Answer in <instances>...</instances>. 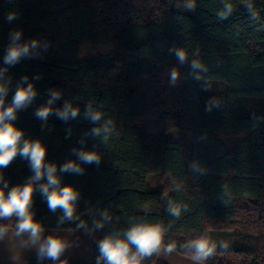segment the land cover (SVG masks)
<instances>
[{"label":"trees","instance_id":"16d2710c","mask_svg":"<svg viewBox=\"0 0 264 264\" xmlns=\"http://www.w3.org/2000/svg\"><path fill=\"white\" fill-rule=\"evenodd\" d=\"M135 1L0 0V82L11 80L5 103L23 77L37 90L13 123L25 139L46 146L61 186L79 192L74 218L61 223L62 211L50 212L35 191L34 219L42 228L95 236L90 263L32 258L30 264H106L99 241L122 236L133 223L162 226L161 247L174 244L190 258L183 245L210 237L215 251L203 264H264V0H144L140 7ZM14 31L21 32L19 43L35 39L38 46L6 66ZM87 42L106 50L84 57ZM53 90L61 93L53 109L70 102L80 109L75 119L52 115L44 124L34 116ZM88 107L101 113L98 123L86 116ZM147 116L158 119L157 131L144 129ZM184 126L192 146L166 133ZM74 149L97 152L99 166L82 165L83 175L61 173L63 163L76 159ZM0 173L5 193L32 175L19 155ZM169 201L182 209L178 219L168 213ZM157 253L140 264H158Z\"/></svg>","mask_w":264,"mask_h":264},{"label":"clouds","instance_id":"9594fccd","mask_svg":"<svg viewBox=\"0 0 264 264\" xmlns=\"http://www.w3.org/2000/svg\"><path fill=\"white\" fill-rule=\"evenodd\" d=\"M14 14H9L7 19L11 22ZM21 38L20 31L11 33L12 43L7 47L4 55L6 66L15 65L22 56H29L30 49L38 46V41L33 39L28 43H19ZM178 59L183 62L186 53L184 50H178L176 53ZM197 65L193 64V67ZM3 72H0V76ZM177 73L172 72V80L175 81ZM28 77H23L16 88L10 103L6 105V97L9 92V84L0 82V169L7 168L9 164L19 155L28 161L31 177L23 185L11 187L7 193V181L4 180L3 174L0 173V219L16 218L15 234L21 236L27 234L29 239L35 243L40 241L41 234L44 231L41 224L34 219V213L31 211L33 202V193L38 191L47 203L50 212L55 213L57 209L61 210L64 219L74 218L75 202L79 197V192L72 185L61 186V178L57 175V164L46 160L47 149L40 140H30L24 138V133L13 123L17 119V113L26 109L37 96V90L32 83H27ZM26 85V86H25ZM61 93L53 90L47 103L39 107L34 116L47 123L50 116L55 115L57 119L67 122L69 119H75L79 113V107H74L72 103L65 102L62 108L53 109L54 101L60 99ZM86 116L90 118L93 124L101 120V113L93 111L91 107L86 109ZM100 128L93 129L95 134H99ZM105 131H107L105 129ZM108 140V135L104 136V142ZM75 160H68L60 166L61 173H74L77 175L84 174L82 165L99 166L101 156L95 151L73 150ZM43 181L37 184V182ZM168 213L179 218L182 209L169 201L167 208ZM102 225L97 224V227ZM164 229L160 225L147 223H133L121 236L120 234L106 235L99 241L98 248L100 259L106 264H140V261L148 258L161 250L162 233ZM5 232V228L0 226V236ZM130 246L135 247V251ZM67 247L66 241L56 236L49 235L44 239L40 247L41 255L46 254L53 261L59 260ZM183 247L187 248L192 259L196 262L207 260L215 251V244L211 238L201 236L189 241ZM227 248V244H222ZM166 254L175 250L174 244H168L163 248Z\"/></svg>","mask_w":264,"mask_h":264},{"label":"crops","instance_id":"0c3cea01","mask_svg":"<svg viewBox=\"0 0 264 264\" xmlns=\"http://www.w3.org/2000/svg\"><path fill=\"white\" fill-rule=\"evenodd\" d=\"M0 226L5 228L4 234L0 236V264H30L32 258H41L47 262L68 263H90L94 259L95 236L92 230L43 228L40 241L33 243L27 234L17 236L15 227L3 225L2 219H0ZM49 235L61 238L67 243L66 249L57 261L40 253V247ZM164 247L162 246L157 253L158 264H203L177 250L166 254Z\"/></svg>","mask_w":264,"mask_h":264},{"label":"rangeland","instance_id":"374dc122","mask_svg":"<svg viewBox=\"0 0 264 264\" xmlns=\"http://www.w3.org/2000/svg\"><path fill=\"white\" fill-rule=\"evenodd\" d=\"M137 3H138V7L140 6H145L148 4V2L144 1V0H136ZM135 1V5L137 6V3ZM105 48L104 47H101V46H98V45H95L93 43H90V42H87V43H84L82 45V56L84 57H91V56H96V55H99L103 52H105ZM127 60H136L137 57L136 56H133V55H127L125 57ZM121 76V67L120 65L117 67V70H116V73H115V77L116 78H119ZM215 88H218L220 87L219 85H214ZM212 87V88H214ZM143 126H144V129L147 131V132H150V131H157L158 129V119L153 117V116H147L146 118H144L143 120ZM166 133L172 137H174L176 140H179L181 142H183L184 144L188 145V146H192L193 145V137H192V133H191V130L187 127V126H184V127H179V128H172V127H169L166 129ZM235 136H228L226 139H231ZM230 142L233 141L232 139L229 140ZM159 178L158 176H153L152 177V185L153 187H157L158 185H160L159 183Z\"/></svg>","mask_w":264,"mask_h":264}]
</instances>
